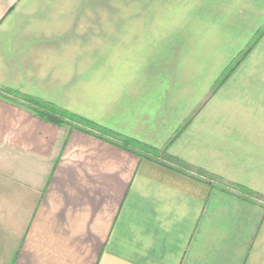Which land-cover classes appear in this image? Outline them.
I'll list each match as a JSON object with an SVG mask.
<instances>
[{
    "label": "crops",
    "instance_id": "obj_1",
    "mask_svg": "<svg viewBox=\"0 0 264 264\" xmlns=\"http://www.w3.org/2000/svg\"><path fill=\"white\" fill-rule=\"evenodd\" d=\"M0 264H264V0H0Z\"/></svg>",
    "mask_w": 264,
    "mask_h": 264
},
{
    "label": "trees",
    "instance_id": "obj_2",
    "mask_svg": "<svg viewBox=\"0 0 264 264\" xmlns=\"http://www.w3.org/2000/svg\"><path fill=\"white\" fill-rule=\"evenodd\" d=\"M237 63H234L228 68L226 74L224 77L228 75V73L231 72V70L235 67ZM223 77V78H224ZM223 78L221 80H223ZM220 80V81H221ZM219 81V82H220ZM5 93L10 95L12 98H14V102L16 104L23 105L25 108H27L32 114L38 116L39 118L46 120L52 124H55L57 126H63V125H72L77 128H79L82 131H87V128H90L92 130L99 131L103 134H107L108 136L115 137L121 142V146L123 147H129V148H138V149H145V153L148 155H152L155 150H152L148 147H145L143 144H140L139 142L126 138L123 136H120L116 133L110 132L108 130H105L101 128L100 126L92 123L91 121L87 120L86 118L77 116L75 114H72L64 109H61L51 103L42 101L38 98L28 96L21 94L18 91L15 90H3ZM21 101V103L18 102ZM89 131V130H88ZM152 152V153H151ZM243 194L254 196L255 194L242 187V186H236Z\"/></svg>",
    "mask_w": 264,
    "mask_h": 264
},
{
    "label": "rangeland",
    "instance_id": "obj_3",
    "mask_svg": "<svg viewBox=\"0 0 264 264\" xmlns=\"http://www.w3.org/2000/svg\"><path fill=\"white\" fill-rule=\"evenodd\" d=\"M162 21L163 24L167 23V18H160V22ZM143 23L144 25H150V18H143ZM150 28V27H149ZM146 27H144V30ZM142 35V41L143 44H148L147 42H150L151 40H174L176 36H181V34L177 33H155V32H144L141 34ZM114 68V66H112Z\"/></svg>",
    "mask_w": 264,
    "mask_h": 264
}]
</instances>
